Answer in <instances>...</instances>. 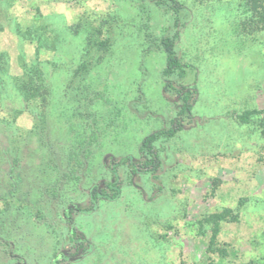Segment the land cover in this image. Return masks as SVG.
<instances>
[{
    "label": "rangeland",
    "instance_id": "374dc122",
    "mask_svg": "<svg viewBox=\"0 0 264 264\" xmlns=\"http://www.w3.org/2000/svg\"><path fill=\"white\" fill-rule=\"evenodd\" d=\"M178 1L176 25L156 0H0V264H264V30L243 0ZM147 32H179L185 76H164L166 52ZM181 85L192 114L156 142V175L120 165V196L93 204L109 154L141 158L143 139L180 118ZM77 154L87 173L61 196L58 165ZM77 200L89 245L74 257L63 212Z\"/></svg>",
    "mask_w": 264,
    "mask_h": 264
},
{
    "label": "trees",
    "instance_id": "16d2710c",
    "mask_svg": "<svg viewBox=\"0 0 264 264\" xmlns=\"http://www.w3.org/2000/svg\"><path fill=\"white\" fill-rule=\"evenodd\" d=\"M157 4H167L169 5L174 13L176 14V25L178 24V13L180 12V9L182 7V4L178 0H156ZM243 4L245 6V10L248 13L250 17V22L253 23L258 29L264 30V0H243ZM179 32H176L173 37L171 36H164L159 39L157 42V39L153 37L151 32H147V36L150 38L152 43H155L157 47H160L164 49L167 55V63L165 68L163 69L164 76H169L174 73H177L180 77H183L187 73V68L189 67L188 64L183 63L180 58L177 56L175 51V40L178 37ZM33 79L34 80H42L40 77L42 75V68L40 67L35 72H33ZM39 77V78H38ZM172 81L167 80V87H172ZM177 91L178 96L182 100V104L180 106L179 116L174 118L172 120V126L169 128H162L157 131H154L150 134H148L141 144V152L142 157L136 158L134 156L128 155L120 158L119 160L116 159V157L112 154L108 155V171L110 172L109 178H102V181L96 182L91 184L89 187V197L91 199V202L94 204L96 203L100 198L102 199H115L120 196L121 194V187L122 182L120 181V177L118 174V169L120 165L129 164V175L130 177L138 175L140 172L143 173H152L153 175H156V172L158 171V167L161 164L159 153L156 147V142L162 138L168 139L172 136H175L176 133L183 129V122L182 118L184 116H189L192 114V106H193V90L186 86H180L179 88H175ZM28 98L33 99L36 95L35 93H29ZM257 110H247L244 113L239 115V118L242 122H248L250 120V117L253 113H256ZM182 115V116H181ZM97 129L92 130L85 140L82 142L81 147L86 150L87 154L83 152V158L89 159V155L93 154L94 148L93 146L95 143L99 142V136L101 134L100 128L97 126ZM70 141L72 140V137H69ZM74 152H77V150H74ZM75 160V159H74ZM88 161V160H87ZM84 162L83 160L79 159V155H76V163L72 165L71 167L61 168L60 165V176L57 179V184H55L53 187L58 190V193L62 195L63 190V184L72 181H75V188L76 185L81 179V176L86 174V171H81V169L84 168ZM81 171V173H80ZM104 175V174H102ZM105 177V176H104ZM65 180V181H64ZM131 183V180H129ZM83 210L82 203L77 201H72L64 208V216L65 219L69 225V231L71 240L76 243V250L74 252L69 253V255L77 256L80 254L83 249L89 245V240L86 237L85 233L78 232L75 228L74 223V216L73 213L75 211ZM229 213V210H225L222 213H217L213 217L214 221V234L213 237L216 236V233L218 231V223L220 220L227 218V215ZM68 254V253H67ZM61 255H65L64 252H62ZM249 264H261L257 261H251Z\"/></svg>",
    "mask_w": 264,
    "mask_h": 264
},
{
    "label": "flooded vegetation",
    "instance_id": "af4514ba",
    "mask_svg": "<svg viewBox=\"0 0 264 264\" xmlns=\"http://www.w3.org/2000/svg\"><path fill=\"white\" fill-rule=\"evenodd\" d=\"M90 201H91V199H90Z\"/></svg>",
    "mask_w": 264,
    "mask_h": 264
}]
</instances>
